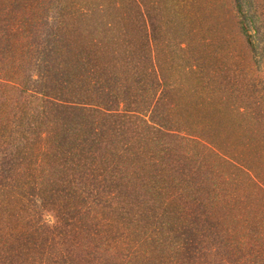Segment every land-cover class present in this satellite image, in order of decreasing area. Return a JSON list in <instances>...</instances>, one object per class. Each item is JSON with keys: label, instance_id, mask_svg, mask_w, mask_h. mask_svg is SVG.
I'll list each match as a JSON object with an SVG mask.
<instances>
[{"label": "trees", "instance_id": "1", "mask_svg": "<svg viewBox=\"0 0 264 264\" xmlns=\"http://www.w3.org/2000/svg\"><path fill=\"white\" fill-rule=\"evenodd\" d=\"M80 1L0 0V84L8 91L0 102V264H52L57 255H64L63 261L65 255H78V261L69 264H117L99 261V256L122 248L129 255L134 246L135 256L126 259L133 264H264V136L254 130L242 139L239 132L226 145L203 131L195 135L194 129L201 128L193 124L206 125L213 107L219 106L207 93L211 83H202L198 76L190 90L171 95L178 90L176 81L167 93V83L156 75L148 109L154 125L142 126L152 134L150 141L156 144L161 135L168 138L179 130L170 121L181 106L186 111L179 120L190 123L182 130L206 151V157L193 164L195 169L189 163L194 157L183 159V164L173 158L176 172L171 173L162 168V161L158 164L167 179L166 192L162 185H151L152 177L146 182L135 172L120 170L113 164L118 151L95 141L84 145L87 138L76 142L58 125L48 139L43 135V124L62 116L60 108L102 103L103 96L95 90L105 71L97 51L82 36L84 19L93 9ZM98 20L92 26L103 28V44L117 37L108 32L114 29L105 28L114 26L111 21L102 16ZM55 89L76 92L69 96ZM21 95L41 99L42 109L18 113ZM106 102L100 106L108 110L116 103ZM36 117L40 127L33 122ZM91 135L90 140L100 136L96 130ZM220 136L229 140L230 132L224 129ZM158 146L154 157L163 153ZM162 147L171 158V144ZM28 155L35 157L26 163ZM209 156H214L212 161ZM135 162L123 159L125 167ZM188 177L193 188L198 185L192 192L178 186ZM175 181L178 188L172 191ZM52 210L59 219L56 224L44 216ZM235 222L246 224L237 228ZM197 234L212 238L204 243ZM74 249L81 252L73 255Z\"/></svg>", "mask_w": 264, "mask_h": 264}, {"label": "rangeland", "instance_id": "2", "mask_svg": "<svg viewBox=\"0 0 264 264\" xmlns=\"http://www.w3.org/2000/svg\"><path fill=\"white\" fill-rule=\"evenodd\" d=\"M80 2L93 9L84 19L85 30L82 36L90 43L88 46L97 51L100 56L99 63L102 64L100 69L105 71L101 77L103 81L95 92L103 96L100 98L102 103L111 100L112 104L114 100L116 103L109 110L100 106L102 103L98 106L89 105L86 109L60 108L62 116L59 120L52 119L43 124L44 129L48 130L43 134L47 139L54 126L66 127L68 133L70 132L69 138L76 142L80 143L83 138H87L83 140L84 145L95 141L102 147L106 146L118 151L115 157L119 158L117 161L114 160L113 164L117 163L121 166L120 170L124 172L128 169L130 173L135 172L134 174L141 175L142 179L145 178L146 182L152 177L151 185L154 184L155 187L162 185L163 191L166 192L167 179L157 170L158 164L162 161V168L164 165L168 168L167 173L176 172L173 169L175 165L172 163L173 158L174 161L180 162L194 157L189 162L193 167L196 161L198 164L200 159L206 157V151L196 145L197 143L184 130L186 128L182 130L181 127H190V123L179 120L180 114L186 111L181 106L177 107L179 112H176L170 121V125L177 126L179 130L173 131L172 136H167L168 138L162 139L161 135L156 144L150 141L152 134L147 135L142 126L145 122L154 125L149 119L148 109H151L150 101L157 89L158 76L167 83L164 87L167 93L173 87V81H176L174 84H178L176 86L178 90L170 91L171 95L190 90L198 83L195 79L198 76L202 83L212 84L209 85L207 93L216 97L219 106L216 104L213 107L211 111L213 115H210L211 118H208L206 125L193 124L201 128L194 129L195 135L203 131L206 137L221 139L226 145L228 141L235 140V135L238 136L239 132L243 133L239 135L242 139L254 130L262 131L264 136V0H82ZM94 11L98 15H93ZM101 16L103 21H111L110 23L115 26H104L106 29H114L108 32L118 34L113 40H107L104 44L101 41L103 28L96 29L92 26L93 23L95 25L99 23L98 19ZM53 81L52 79V84L57 83ZM5 90L6 86L0 84V102L1 94ZM55 91L69 96L76 92H69L66 89L62 92L57 89ZM102 91L106 92L101 93ZM7 92L6 90L5 93ZM25 95L18 96L21 99L18 113L22 112L20 114L24 115L25 111L31 110L32 107L42 109L41 99ZM198 110L200 113L199 107ZM28 116L33 119L31 115ZM37 117L33 122L40 127V119ZM63 119L66 120L62 122ZM224 129L230 132L229 140H224L220 136ZM95 130L100 136H97L96 140H90L94 137L91 134ZM165 142H169L173 147L169 149L171 153L169 159L162 147ZM40 145H45V142H40ZM157 145L163 153L154 157V153H158L154 149ZM41 156L39 155V161L44 160ZM34 157L28 155L26 163L33 161ZM213 157L209 156V161H212ZM128 158L136 162L125 167L123 159ZM181 163L183 164V161ZM147 169L151 171L148 172ZM123 172H120L121 175L125 173ZM192 179L188 177L187 183L183 180L178 186L192 192L191 190L198 187L197 185L193 188ZM210 183L209 180V189ZM178 186L175 181L170 188L174 187L172 191H175ZM44 216L47 222L52 224L59 221L53 210L45 211ZM159 220L166 221L162 217ZM222 221L228 223L230 219ZM235 224L237 228H241V225L246 223L235 222ZM185 226L189 231V225ZM189 236L196 235L189 234ZM197 236L199 241L204 243L212 238L208 235L197 234ZM133 250L128 255L124 248L115 251L110 249L104 254L106 256L100 255L98 260L133 264L132 259L126 262V259L135 256L132 254ZM79 251L81 252L74 249L73 255ZM63 256L54 257L56 261H52V264H69L79 259L78 255L74 258L65 255L63 261L60 259ZM134 262L137 264V261Z\"/></svg>", "mask_w": 264, "mask_h": 264}]
</instances>
